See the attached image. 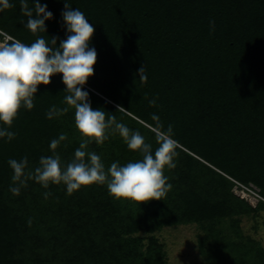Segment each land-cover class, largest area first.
I'll list each match as a JSON object with an SVG mask.
<instances>
[{
  "label": "trees",
  "instance_id": "obj_1",
  "mask_svg": "<svg viewBox=\"0 0 264 264\" xmlns=\"http://www.w3.org/2000/svg\"><path fill=\"white\" fill-rule=\"evenodd\" d=\"M39 2L53 13L47 33L26 29L20 0H10L14 6L0 11L3 45L66 39V0ZM67 2L95 28L90 46L98 58L84 85L92 107L139 130L153 148L152 115L165 129L172 125L176 167L165 169L172 187L162 200L146 203L115 199L98 184L68 195L63 184L44 189L29 181L13 195L10 158L27 155L35 167L63 133L67 140L56 151L67 162L81 142L74 109L46 117L53 105L67 107L62 74L54 75L38 86L34 107L20 109L9 129L15 138H0V264H172L156 231L189 223L197 226L203 259L192 264H264V242L243 226L244 217L264 209V0ZM142 65L146 81L137 74ZM88 150L106 168L140 158L111 131ZM235 186L254 189L258 202L236 194ZM45 191L52 193L48 199Z\"/></svg>",
  "mask_w": 264,
  "mask_h": 264
},
{
  "label": "clouds",
  "instance_id": "obj_2",
  "mask_svg": "<svg viewBox=\"0 0 264 264\" xmlns=\"http://www.w3.org/2000/svg\"><path fill=\"white\" fill-rule=\"evenodd\" d=\"M33 4L34 7H30L28 0H20L22 15L27 18L24 27L33 34L47 33L45 22L53 18V13L39 0H33ZM13 6L10 0H0V11ZM61 15L67 30L66 39L51 37L49 42L38 37L31 44L13 39L0 45V123L7 126L0 127V138L6 137L8 141L15 138L16 133L9 129L20 109L31 110L38 86L48 85L54 75L62 74L67 107L53 105L46 117L51 120L67 113L69 108L74 109L75 127L81 135V142L67 162L56 151L67 140L63 133L50 141L52 154L41 156L35 167L29 166L27 155L19 160L10 158L8 164L13 175L9 191L18 196L29 181H35L44 189L51 184H63L67 194L71 195L83 186L98 184L106 185L108 194L118 200L139 203L162 200L161 197L172 187L165 169L176 167L172 125L165 129L159 116L152 115L156 125L152 132L157 145L153 148L139 130L117 122L115 116L108 117L102 109H94L84 85L94 75L98 58L96 49L90 46L95 28L85 14L78 8L73 9L67 0ZM210 24L214 30V21ZM145 71V65H142L137 73L142 81L147 80ZM149 103L155 105L156 101L153 99ZM124 110L123 106L117 105V111ZM109 131L119 134L129 150L140 153V158L123 165L119 161L112 162L106 168L101 156L89 151L88 146L93 142L102 145L109 139ZM42 195L48 199L52 193L45 191ZM28 223L31 225V220Z\"/></svg>",
  "mask_w": 264,
  "mask_h": 264
},
{
  "label": "rangeland",
  "instance_id": "obj_3",
  "mask_svg": "<svg viewBox=\"0 0 264 264\" xmlns=\"http://www.w3.org/2000/svg\"><path fill=\"white\" fill-rule=\"evenodd\" d=\"M3 45V42H0ZM257 189L255 185L252 184ZM234 192L246 198L255 205L260 198L255 190L244 186H235ZM243 226L249 232L264 242V209L255 218H243ZM197 226L195 223L167 225L156 231L159 238L165 243L167 254L172 264L202 263L196 242Z\"/></svg>",
  "mask_w": 264,
  "mask_h": 264
},
{
  "label": "built area",
  "instance_id": "obj_4",
  "mask_svg": "<svg viewBox=\"0 0 264 264\" xmlns=\"http://www.w3.org/2000/svg\"><path fill=\"white\" fill-rule=\"evenodd\" d=\"M244 187H246V188H248V189H250V190H252V188H249V187H247V186H244ZM254 190V189H253ZM256 194H258L257 192H256ZM259 195V194H258Z\"/></svg>",
  "mask_w": 264,
  "mask_h": 264
}]
</instances>
